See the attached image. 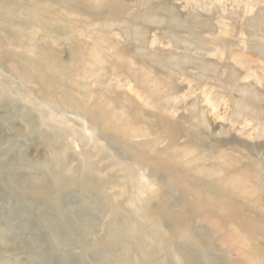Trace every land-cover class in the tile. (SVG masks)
I'll use <instances>...</instances> for the list:
<instances>
[{"label": "bare ground", "instance_id": "bare-ground-1", "mask_svg": "<svg viewBox=\"0 0 264 264\" xmlns=\"http://www.w3.org/2000/svg\"><path fill=\"white\" fill-rule=\"evenodd\" d=\"M45 1L43 4L48 6L49 1ZM60 1L62 0H51L50 4L53 6ZM7 2L9 5L5 6ZM2 5L5 6L2 8L5 11H0V65L7 63L17 73L31 79L30 82L26 79L21 84L29 94H17L24 103L21 106L16 103L10 106L24 121L25 133L36 135L47 145L48 159L37 161V165L42 167V179L39 178L36 183L14 179V173H7L6 178L9 179L5 182V176L1 172L0 181L6 183L4 187L10 192L7 196H13V199L33 197L34 202L53 203L54 206L49 207L50 213L47 208L41 210L37 204H34L36 207L31 204L35 215L23 214L19 224L0 222V244L11 250L26 252L28 258L22 261L23 264L37 261L43 263L51 259L55 264H264L263 202L256 200L257 205L250 202L261 191L259 179L251 168L250 158L254 151L260 152L263 145H246L235 138L220 140L210 134L205 136L196 129L197 125L185 129L179 119L174 117L175 111L172 112L164 104H156L145 95V103L140 104L128 99L123 93L116 94V89L113 99L104 96L86 104L87 98L84 96L68 93L71 98L67 96V99L62 94L50 92L52 84H48L44 77H58L61 82L63 78L56 76L55 68L41 56L36 57V54V62L40 65L38 69H34L35 61L27 55L31 51L29 47H23L17 53L10 49L8 45L17 41V33L13 31L15 36H12L2 26L7 22L15 30H20L22 36L21 29L27 30V22L34 18L21 16V21L17 20L19 23L15 24L17 22L12 19L18 12L14 14L10 6L25 7L27 15L30 16L28 13L32 11L39 23L60 35L61 27L57 21L59 12L44 8L40 5V0H3ZM74 40L85 51L90 46L89 56L98 64H107V59L99 54L97 42L89 45L84 40ZM116 55V58L123 59V56ZM76 81H73V86H76ZM169 83L171 88V82ZM102 85L103 82H99V86L103 87ZM57 90L61 92L60 89ZM5 94L0 93V102L7 108L6 105L12 101H8ZM26 97L28 100H24ZM123 101L130 104L135 123L126 117L129 111L125 115L122 109H116V104ZM149 107H154L153 109H157L155 112H159L151 113L146 109ZM33 109L40 112L39 121L33 114ZM46 109L50 110L49 116L43 114ZM75 120L83 122L81 129L72 128ZM140 121L156 126V131L150 133L147 129L140 128ZM39 124L47 125L49 130L40 128ZM48 124L53 128L50 129ZM62 128H70L73 133H59L57 130L62 131ZM221 130L227 131L225 128ZM77 132L87 136L76 139L74 136ZM69 136L74 139H69ZM144 136L147 139H138ZM182 137L185 140L178 141ZM82 139L90 140L93 155L100 158V163H106V180H101L102 173L97 165H87L82 161L87 156L85 151L78 153L81 162L75 165L70 163L68 149L71 146L79 147L78 143ZM163 140H166L165 144ZM160 143L162 145L158 146ZM240 146L248 152H240L237 149ZM199 150L203 156L201 161L194 157ZM210 159L213 160L212 163H207ZM97 178H100L99 182ZM71 185H80L85 196L92 200L89 207L83 206L72 214L71 209L67 208L72 204L71 198L75 201ZM108 185L116 192H108ZM153 200H157L154 206ZM45 207L46 205L43 208ZM94 208L109 216L103 227H99L96 216L90 215ZM97 230H101V233L95 235ZM23 235L24 241H15ZM74 248L80 254H76ZM87 257L91 260L87 261ZM7 263L0 260V264Z\"/></svg>", "mask_w": 264, "mask_h": 264}, {"label": "rangeland", "instance_id": "rangeland-1", "mask_svg": "<svg viewBox=\"0 0 264 264\" xmlns=\"http://www.w3.org/2000/svg\"><path fill=\"white\" fill-rule=\"evenodd\" d=\"M2 1L0 0L1 9L9 5L7 2L3 6ZM48 1V6L43 4L44 0H40V5L59 12L57 21L61 27L60 35L39 23L32 11L28 13L29 16L24 11L25 7H20L22 10L17 6H10L14 14L18 12L12 19L17 23L13 22V24H18L25 16L33 17L34 19L30 18L27 22L28 29H21V33L23 32L21 36L20 30H15L7 25L9 24L7 22L2 28H5L6 33L12 36L17 33V41L8 45L10 49L16 50V53L23 47L31 49L26 54L34 59V69H38L40 65L35 58L41 56L55 68V75L63 78L62 83L58 77L43 76L48 84H52L50 92L62 94L66 98L70 97L68 93L78 97L84 96L87 98L86 104L102 99L104 96L113 99L117 93H123L128 99L143 104L146 98L144 95L149 96L156 104L160 106L164 104L172 112L175 111L174 117L179 119L178 121L185 129L197 125L196 129L205 136L210 134L220 140L235 138L246 145L253 143L264 146V0H62L59 3L55 2L53 6L51 0L45 2ZM14 3L15 1L11 5ZM1 9V12L5 11ZM52 39L54 41L51 42ZM74 39L84 40L89 45H92L94 41L97 42L99 54L101 53L100 55L107 59V64H98L89 56L90 46L85 51ZM38 41L41 42L38 43ZM35 44L37 45L34 46ZM81 49L84 51L82 52ZM35 50L36 52H33ZM116 54L123 56L124 61L116 58ZM7 66V63L0 65V93H8L5 95L8 101L12 102L6 105L7 108H4L5 105L0 102V165L2 166L0 172L2 176H5V182L9 179L6 178L7 173H14V179L36 183L41 178L42 172V167L37 165V161L42 162L48 159V148L36 135L25 133L24 121L11 109L10 105L13 103L19 106L24 103L17 94H29L21 87V84L30 78L20 75L11 66L6 68ZM112 67L115 70H112ZM73 81H76V86H73ZM107 81L112 87H109ZM99 82H103V87L99 86ZM169 82H171V88L168 86ZM57 89L64 92L61 93ZM73 89H76L75 92ZM96 91L98 92L95 93ZM114 91L117 92L115 95ZM94 93L99 95L95 96ZM167 94L169 95L166 96ZM120 104H116V109H122L125 115L129 111L126 117L130 118V122L135 123L130 104L127 101ZM153 108L146 109L154 113L157 109ZM53 111L56 110L53 108ZM32 112L39 121L40 112L36 109ZM43 114L49 116L50 110H44ZM74 122L73 129L82 128L81 120ZM138 125L150 133L157 129L156 126L144 121L138 122ZM39 126L42 129L47 128L45 124H39ZM48 126L50 129L53 128L51 124ZM222 128L228 132L221 130ZM62 129L63 132L61 129L57 131L73 133L70 128ZM76 134L78 135L74 136L76 139L87 136L78 132ZM228 135L230 136L226 138ZM68 138L74 139L72 136ZM138 139H147V137ZM181 140L184 141L185 138L182 137L178 141ZM163 142L165 144L166 140ZM78 145L77 148L71 146L68 149L70 163L75 165L81 162L78 153L85 151L87 156H84L82 161L97 165L102 173L101 180H106V163H100V158L93 155L92 142L82 139ZM237 149L245 154L248 152L241 146ZM90 153L94 157H91ZM252 154L251 168L259 179L261 191L250 202L257 205L256 200L262 201L261 210L264 215V148ZM88 155L90 158H87ZM194 157L201 161L202 151L195 152ZM212 161L210 159L207 163ZM97 180L99 182L100 178ZM4 184L6 183L0 181V222L2 224L6 222L19 224L23 214L35 215L32 211L34 204H37L39 209L47 208L48 211L49 207L54 206L53 203L34 202L33 197L22 196L20 199L19 197L13 199V196H7L10 192L5 189ZM70 188L75 193V201L71 198L72 204L67 207L71 209L70 214L83 206L89 207L92 204V200L85 196L83 193L85 191L80 185H71ZM106 188L110 193L116 192L109 185ZM155 202L157 200H153L152 206ZM44 205H46L45 208H43ZM49 212L51 213V210ZM90 215L98 218L99 227H103L109 220L107 213L95 208ZM24 233L27 234V231ZM97 233L100 234L101 230L94 232L95 235H98ZM19 239L24 241L25 236L15 241L19 242ZM74 252L80 254L77 248H74ZM27 258L26 252L11 250L0 244V260L7 261V264H23L22 261ZM86 260L91 259L87 257ZM31 264H55V262L51 259L43 263L37 261Z\"/></svg>", "mask_w": 264, "mask_h": 264}]
</instances>
